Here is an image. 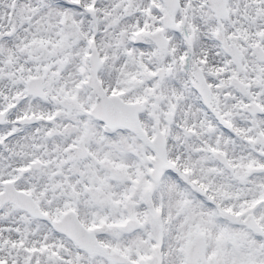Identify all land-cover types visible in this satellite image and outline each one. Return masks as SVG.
I'll use <instances>...</instances> for the list:
<instances>
[{
    "label": "snow or ice",
    "instance_id": "6c2138e0",
    "mask_svg": "<svg viewBox=\"0 0 264 264\" xmlns=\"http://www.w3.org/2000/svg\"><path fill=\"white\" fill-rule=\"evenodd\" d=\"M0 264H264V0H0Z\"/></svg>",
    "mask_w": 264,
    "mask_h": 264
}]
</instances>
